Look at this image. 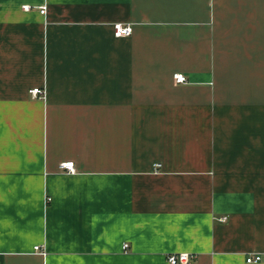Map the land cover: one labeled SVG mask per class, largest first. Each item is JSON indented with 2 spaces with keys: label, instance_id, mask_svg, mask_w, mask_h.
Listing matches in <instances>:
<instances>
[{
  "label": "crops",
  "instance_id": "0c3cea01",
  "mask_svg": "<svg viewBox=\"0 0 264 264\" xmlns=\"http://www.w3.org/2000/svg\"><path fill=\"white\" fill-rule=\"evenodd\" d=\"M182 251L264 264V0H0V264Z\"/></svg>",
  "mask_w": 264,
  "mask_h": 264
},
{
  "label": "built area",
  "instance_id": "2783aa9c",
  "mask_svg": "<svg viewBox=\"0 0 264 264\" xmlns=\"http://www.w3.org/2000/svg\"><path fill=\"white\" fill-rule=\"evenodd\" d=\"M26 9L30 8V5H24ZM46 8L42 7L41 12L45 13ZM115 27V33L118 36H128L131 35L133 30H134V25L132 23H121L118 22L114 25ZM174 79L176 82H185L187 81V76L186 74L182 72H176L174 73ZM30 92L33 96H45V90L42 87H34L30 89ZM61 168L66 169L68 172H75L76 167H75V162L74 160H68V161H63L60 163ZM227 216L223 215L219 217V220L221 221H226ZM128 246L127 243H125L124 247L126 248ZM40 246L36 245V249H39ZM195 254L190 253V252H172L168 254V261L170 264H192L193 259L195 258ZM247 262L249 263H254V262H259L262 260V255L260 253H251L246 257Z\"/></svg>",
  "mask_w": 264,
  "mask_h": 264
}]
</instances>
